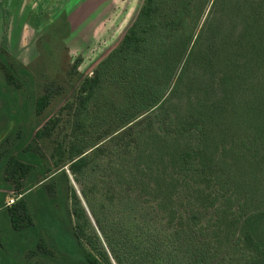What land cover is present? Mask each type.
<instances>
[{
    "label": "trees",
    "instance_id": "1",
    "mask_svg": "<svg viewBox=\"0 0 264 264\" xmlns=\"http://www.w3.org/2000/svg\"><path fill=\"white\" fill-rule=\"evenodd\" d=\"M108 68L124 81L122 115L51 172L17 115L41 113L53 88L35 94L33 74L0 49L1 108L24 126L0 158V190L21 194L11 206L0 195V261L264 264V0H143L81 80L82 106ZM66 165L90 217L66 191Z\"/></svg>",
    "mask_w": 264,
    "mask_h": 264
},
{
    "label": "rangeland",
    "instance_id": "2",
    "mask_svg": "<svg viewBox=\"0 0 264 264\" xmlns=\"http://www.w3.org/2000/svg\"><path fill=\"white\" fill-rule=\"evenodd\" d=\"M142 3L143 0H0V49L7 56H14L33 74L35 94H41L45 87L53 88L51 100L41 113L34 114L28 107L26 113L22 111L17 115L18 119L29 116L25 128L28 131L34 128L29 143L42 157L43 170L49 168L55 172V163L66 160L69 144L91 145L122 115L118 105L125 102L126 96L122 97L124 81L119 78L117 69H107L101 82L103 87H99L84 106L79 97L81 80L100 68V63L118 44ZM77 59L75 72L73 64ZM57 86L61 91L55 94ZM1 107L0 98V158L18 131L24 133L22 123L17 125L13 115L9 118L8 109ZM9 109L14 113L15 106ZM45 124L51 127L50 134L36 136ZM78 124H82L81 128ZM67 166L64 168L69 173ZM4 174L0 171V185H4ZM25 179L26 176L19 179L20 191L29 187ZM36 179L43 182L44 176L38 173ZM69 180L68 195L70 187H74L90 217L80 186L70 173ZM1 194L6 205L9 199L14 200L7 206L21 196L11 183H5ZM2 208L4 206H0ZM24 260V256L19 258L20 262ZM31 261L33 264H59L39 255ZM0 264L4 263L0 261Z\"/></svg>",
    "mask_w": 264,
    "mask_h": 264
},
{
    "label": "built area",
    "instance_id": "3",
    "mask_svg": "<svg viewBox=\"0 0 264 264\" xmlns=\"http://www.w3.org/2000/svg\"><path fill=\"white\" fill-rule=\"evenodd\" d=\"M13 201H14L13 199H9V200L7 201V205L10 204V203H12Z\"/></svg>",
    "mask_w": 264,
    "mask_h": 264
}]
</instances>
